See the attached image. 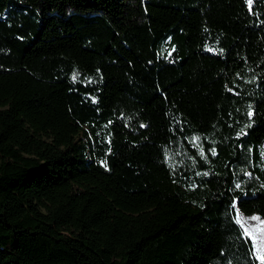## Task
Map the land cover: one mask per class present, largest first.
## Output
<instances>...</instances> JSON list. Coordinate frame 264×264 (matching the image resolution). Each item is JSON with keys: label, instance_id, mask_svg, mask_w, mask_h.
<instances>
[{"label": "trees", "instance_id": "1", "mask_svg": "<svg viewBox=\"0 0 264 264\" xmlns=\"http://www.w3.org/2000/svg\"><path fill=\"white\" fill-rule=\"evenodd\" d=\"M262 153L264 0H0V264H261Z\"/></svg>", "mask_w": 264, "mask_h": 264}, {"label": "snow or ice", "instance_id": "2", "mask_svg": "<svg viewBox=\"0 0 264 264\" xmlns=\"http://www.w3.org/2000/svg\"><path fill=\"white\" fill-rule=\"evenodd\" d=\"M248 2L251 3V0H248ZM249 115H251V112H249ZM237 187H239V185H237ZM247 220H256L258 221V224L250 226L246 223ZM236 222L241 224L243 228V235L247 239H251L252 250L256 258L261 261V264H264V219L254 215L253 217L245 218L242 221L238 214Z\"/></svg>", "mask_w": 264, "mask_h": 264}]
</instances>
